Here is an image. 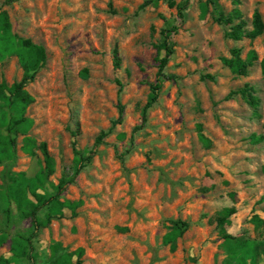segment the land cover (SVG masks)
Wrapping results in <instances>:
<instances>
[{"label":"rangeland","instance_id":"374dc122","mask_svg":"<svg viewBox=\"0 0 264 264\" xmlns=\"http://www.w3.org/2000/svg\"><path fill=\"white\" fill-rule=\"evenodd\" d=\"M254 12L264 23V0H0L11 35L46 53L25 85L32 125L16 136L13 162L0 164V264H50L54 243L82 248L80 264H237L230 251L242 244L255 246V264H264V29L225 35L239 22L251 29ZM168 29L173 52L143 119ZM233 48L242 60L256 53L244 74L223 61ZM22 74L16 54H0V85ZM245 86L255 108L238 92ZM24 136L45 142L53 160L37 192L54 193L62 177L74 176L58 190L63 213L37 228L13 202L6 209L3 195L4 168L29 179L45 166L40 149H22ZM75 147L91 155L77 174ZM230 205L236 212L221 231L215 218ZM45 212L41 205L36 215ZM176 219L188 228L171 248L162 238ZM18 235H30L29 256L13 255Z\"/></svg>","mask_w":264,"mask_h":264},{"label":"trees","instance_id":"16d2710c","mask_svg":"<svg viewBox=\"0 0 264 264\" xmlns=\"http://www.w3.org/2000/svg\"><path fill=\"white\" fill-rule=\"evenodd\" d=\"M206 1L217 5V0ZM168 2L170 5L173 4V0H168ZM186 4L187 3L185 2L178 7L179 15L182 16V9L186 7ZM235 13L239 15L238 11ZM222 17L223 16L219 15L217 20H221ZM241 24L242 22L235 24L232 27V30L226 32L225 35L231 38H238L242 35L255 37L260 35L264 29L262 17L258 12H254L253 14V19H251V29L244 30L241 28ZM171 31V29L165 31L163 40L160 44V48L164 50V53L158 64V79L156 80V83L150 85L151 89L143 107V119L146 117L147 110L157 100L158 91L161 89L162 85L159 77L163 76V68L169 55L173 52L168 40ZM44 50L45 49L41 44L33 43L28 38H17L14 35H11L10 23L7 16L0 13V54H2V56L12 53L16 54L18 61L23 68V74L19 81H15L10 85L4 83H1L0 85V127L3 128V131L0 130V164L13 162L16 156V136L28 130L32 125V120L25 115V110L27 106L33 102L34 98L27 92L25 85L34 80L37 70L44 64L46 59V53ZM117 52V48L114 47L112 51L114 66H118L119 63V54ZM231 52L232 57L229 59L225 58L223 61L233 72L238 74H244L247 66L254 58H256L254 50L249 51L245 60H242L239 57V49L233 48ZM261 68L264 75V59L261 61ZM253 91L254 90L251 86H245L238 92L251 107L255 108L258 101L254 96ZM122 112L123 107L119 106V116L114 123L121 120ZM198 130H200V125L198 126ZM103 136L104 133L98 136L95 143L101 142ZM200 136L202 137V134H200ZM257 139L261 140L263 139V136H259ZM35 148L40 149L43 153V160L45 161L44 168L40 169L29 179L23 176V174H10L7 172V169L4 168L3 175L7 180V184L3 195H5L6 199V209L9 210V203L13 202L19 216L22 218L31 217L34 228H37L46 225L52 217L63 213L61 209L63 207V202L58 199V195L60 194V191L58 190L62 189L69 181H72L74 176L62 177L60 182L54 186L56 189V192L54 193L37 192V189L43 185L47 173H50L53 170V160L47 151L45 142L37 143L35 139L29 136H24L22 149L26 153L33 155ZM74 153V174H77L80 167L84 166L86 162H89L91 155H83L76 147L74 148ZM260 170L264 173V164L261 165ZM230 195L231 197H234L233 192H231ZM41 205H46L44 218H39L36 215L37 210ZM70 205L75 206V204ZM235 212L236 208L233 205L224 206L218 212L215 219L221 231H224V224L229 221L228 218ZM251 221L256 226L263 224V220L257 214H254L251 217ZM172 223L170 230L164 234L162 242L164 244H169L171 248H174L176 237H180L187 230L188 222L176 219ZM30 235L27 237L18 235L13 239L11 251L14 256H29V248H31ZM223 237L231 238L229 234H224ZM242 245H239L237 248L234 247L230 251L232 258L237 260V264H245L246 258L249 257L251 264H255V246L251 247L250 245H246L242 247ZM51 252L53 258L50 264H80L82 261V248H77L74 251L68 252L62 248L59 243H54L51 245Z\"/></svg>","mask_w":264,"mask_h":264}]
</instances>
